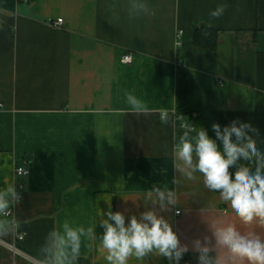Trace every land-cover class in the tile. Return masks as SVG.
<instances>
[{"label":"crops","instance_id":"0c3cea01","mask_svg":"<svg viewBox=\"0 0 264 264\" xmlns=\"http://www.w3.org/2000/svg\"><path fill=\"white\" fill-rule=\"evenodd\" d=\"M146 2L152 14L136 17L131 0H0V188L15 184L21 197L18 227L0 238V264H38L53 227L87 228L109 205L127 223L153 206V184L177 192L179 203L162 214L190 253L218 222L264 238V226L240 222L202 178L185 180L172 156L181 123L215 138L213 123L234 120L257 129L264 151V0ZM220 4L228 7L212 20L216 49L196 45ZM129 53L133 62L123 63ZM126 92L154 111L130 112ZM160 109L175 112V127L161 123ZM18 166L29 176H17ZM19 232L17 246L32 259L8 246ZM98 246L85 239L75 264H107ZM129 264L169 262L153 255Z\"/></svg>","mask_w":264,"mask_h":264},{"label":"clouds","instance_id":"9594fccd","mask_svg":"<svg viewBox=\"0 0 264 264\" xmlns=\"http://www.w3.org/2000/svg\"><path fill=\"white\" fill-rule=\"evenodd\" d=\"M227 7L220 4L209 11V28L212 20L222 17ZM141 14H152L146 0H131L129 15ZM125 97L132 113L146 115L154 111L132 93L126 92ZM174 117L175 112L159 110L162 124L175 127ZM180 127L182 134L173 136L172 146L174 167L180 175L187 181L202 178L204 187L218 193L244 225L255 222L264 226V151L257 147V129L239 120L223 128L213 123L215 138H212L202 127L197 129L188 123H181ZM149 193L153 206L138 216L127 217V223L125 214L112 211L110 205L106 213L100 210L97 217L98 226L103 229L101 235L96 232L97 217L87 228L68 221L53 227L40 246L39 264H75L85 239L99 241L98 251L107 264H129L132 258L143 261L153 255L166 258L169 264H180L190 251L189 245L181 242L169 219L162 214L179 203L178 194L155 184ZM20 199L15 184L0 188V238L18 227L13 209ZM213 238L215 245L211 242ZM216 248L223 249L225 254L214 255ZM191 250L196 264H264V238L253 232L242 233L234 223L218 222L211 237L195 239Z\"/></svg>","mask_w":264,"mask_h":264},{"label":"built area","instance_id":"2783aa9c","mask_svg":"<svg viewBox=\"0 0 264 264\" xmlns=\"http://www.w3.org/2000/svg\"><path fill=\"white\" fill-rule=\"evenodd\" d=\"M55 24L57 25H62L63 24V19L60 18L58 19ZM183 34V31H179L177 33V44L180 45L181 43V35ZM122 62L123 63H126V64H131L133 62V55L132 54H125L123 57H122ZM0 106H2V104H0ZM16 174L17 176L21 177V178H26L29 176L30 174V168L29 167H25V166H18L16 168ZM18 188L20 190H22L24 188V183H19L18 184ZM181 211L178 210L176 211V213H180ZM25 238V233L23 232H19L17 233V235L15 236V242L13 244H9L8 246L15 252V253H18V254H23L25 255L26 257H29L30 259H32V257H30L29 255H27L26 253L22 252L20 250V248H18L17 246V242H20L22 241L23 239ZM38 264H39V261H36Z\"/></svg>","mask_w":264,"mask_h":264},{"label":"trees","instance_id":"16d2710c","mask_svg":"<svg viewBox=\"0 0 264 264\" xmlns=\"http://www.w3.org/2000/svg\"><path fill=\"white\" fill-rule=\"evenodd\" d=\"M207 33V35H205ZM217 31L212 28H201L197 29L195 32L194 42L198 46H202L204 48L215 50L217 47ZM216 254L215 252L213 253ZM194 253H187L184 258L181 260V264H196V260L194 258Z\"/></svg>","mask_w":264,"mask_h":264}]
</instances>
